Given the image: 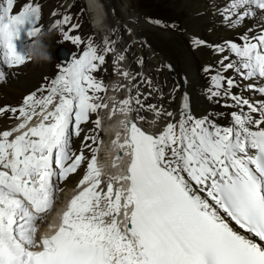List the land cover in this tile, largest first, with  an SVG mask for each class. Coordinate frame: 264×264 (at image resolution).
Returning <instances> with one entry per match:
<instances>
[{
  "label": "snow or ice",
  "instance_id": "obj_1",
  "mask_svg": "<svg viewBox=\"0 0 264 264\" xmlns=\"http://www.w3.org/2000/svg\"><path fill=\"white\" fill-rule=\"evenodd\" d=\"M16 3L0 0V63L9 69L31 61L28 49L44 31L41 5L25 0L14 14ZM258 14L264 20V0H228L221 12L230 28ZM71 19L64 15L50 30ZM80 27L73 23L61 31L62 41L83 45L78 57L58 66L48 85L25 96L19 107H0V116L11 113L8 119L20 121L0 131V264H264V244L249 238L264 242V99L253 102L233 93L237 81L225 75L234 71L264 97V27L259 34L248 28L243 43L214 46L236 58L222 55L209 88V98L224 97L233 102L225 107L237 109L228 125L194 116L187 94L178 114L144 103L139 91L119 101V111L136 115L122 121L123 141L120 133L112 141L121 153L115 159L128 162L124 174L108 177L106 188L93 147L99 137L83 134L82 126L101 127L99 116H91L108 108L99 95L107 88L94 74L115 42L103 38L101 48L91 36L85 41L70 34ZM191 43L205 44L195 38ZM124 59L119 54L113 63ZM119 74L130 77L128 71ZM144 82L152 89L150 80ZM161 117L166 119L158 132L140 126L156 128ZM81 136L74 150L73 140ZM80 170L76 194L59 223L39 235L38 224L55 206L60 185Z\"/></svg>",
  "mask_w": 264,
  "mask_h": 264
},
{
  "label": "bare ground",
  "instance_id": "obj_2",
  "mask_svg": "<svg viewBox=\"0 0 264 264\" xmlns=\"http://www.w3.org/2000/svg\"><path fill=\"white\" fill-rule=\"evenodd\" d=\"M85 2L90 8V11H94V20H92V22L94 21V25L101 26L100 19L106 14L105 11H107L109 16L113 11L114 13L111 16L113 19L118 20L116 25L121 22L118 26L122 25L123 27L121 36H123L124 39L130 36L128 41L133 39V44L129 47H131L130 49L132 51H135V54H138V57L134 60L130 68V77L135 76L136 79L130 80L131 90L129 96H135L136 92L141 88L146 89L148 85L144 81L150 76L152 82L157 80V82L154 83L156 84V89L148 102H146L148 99L146 101L143 100L144 90H142L140 92L142 94L140 97L141 100L146 104L150 103L157 107L162 106L163 109L178 114L177 103L181 91L179 76L182 74L186 79L184 89L189 95L190 111L192 114L197 118L207 116L220 125L226 126L230 123V113L237 109L225 107V105L232 104L233 102L224 97L209 98L211 77H201L202 74L200 75L198 73L195 63L200 62L202 64L201 67L209 66L211 69L209 74L212 76L215 75L216 71L220 68L218 62L222 58V55H229L230 59L235 61V56L228 52L227 49L225 53L221 54L214 51V46H224L225 42L243 43L240 37L245 34L248 28H251L253 33L259 34L260 28L264 27V20L260 18L259 14L255 18L247 19L239 27L230 28L221 16V12L228 0H173V2H171L173 6L185 7L184 11H181L184 17V35H186L190 41L195 38L205 42L204 45L194 48L192 43H190V46L184 43L183 40L185 39L183 36L180 37L175 34H170L145 23L142 18L138 17L132 9L125 5L126 3H123L124 1L122 2V0H85ZM22 3L24 2L18 0V5ZM41 8L44 13L40 22L44 30L42 41L46 46L47 52L50 54L51 50L50 48L48 49V44L52 40L53 32L50 30L48 18L51 11L47 4H44ZM94 25L93 27L98 31V34L103 37L104 33ZM109 29L107 30L104 28V32L109 31ZM114 29L117 30L116 26ZM128 29L130 31H126ZM105 36L106 35H104V37ZM127 47L128 46H126V48ZM194 54L197 55L198 58H196V56L193 57ZM136 61H142V66L140 63L136 66ZM162 61H166L171 66L173 77H169L163 68H159V64H162ZM50 64H55L52 58L49 64L48 61L31 59L30 62H27L19 68L3 70L5 72V79L3 82H0V107H14L20 104L25 96L29 95L37 88L39 85L38 82L43 74L46 73ZM158 70L160 72H158ZM225 75L237 81V87L232 89L233 93L243 95L244 98L253 102L264 99V97L259 96L258 93L249 90L247 88L249 81L241 79L234 71H229L225 73ZM256 83L260 85L261 82L256 81ZM174 89H176V91H173ZM133 91H135L134 94H132ZM148 91L151 93L153 92L152 89H148ZM114 93L116 92L108 85V89L104 95L106 99L104 103L108 104V108L102 111H108L110 113L108 118L113 120L110 123H106L105 127L115 131L118 130L117 127L120 125L121 121L129 119V115H122V118L118 120L117 111H119L120 105L116 100H112ZM116 103L117 107H115L117 111L113 112L112 108ZM165 119L166 118L161 117L158 126L159 130L165 123ZM10 122L11 120L7 119L6 116H0V131L4 129L7 130L8 127H10ZM81 140L82 136L73 142V147L75 149L79 148ZM114 152H116V149H114ZM82 174L83 170H80L79 174H73L67 181L62 183L71 188V190L68 189L65 191L66 196H68L67 193L72 192V188H75ZM61 201L62 200L58 202V208L62 207L64 204V201ZM52 214L53 212L48 216L50 221L54 220ZM45 219H47V217L42 221L41 229L38 233L39 235L46 233L50 234L48 219L46 221Z\"/></svg>",
  "mask_w": 264,
  "mask_h": 264
},
{
  "label": "rangeland",
  "instance_id": "obj_3",
  "mask_svg": "<svg viewBox=\"0 0 264 264\" xmlns=\"http://www.w3.org/2000/svg\"><path fill=\"white\" fill-rule=\"evenodd\" d=\"M19 1H22V0H19ZM29 1H33L34 3H39L40 5L47 4L49 6L50 11H51L49 13L50 24H53L56 20H58L57 18L59 17V15L61 14V11H62L60 8V1L61 0H29ZM83 1L85 2V0H83ZM83 1L82 0H73V5L70 8V10L67 12V15L72 17V19L70 21L71 23L76 22V23H79L81 25V27L77 31L71 33V35H79L82 37V39H83V35H88V33L91 32V30H90L91 26L89 24V19L91 17L90 16L91 14L87 13L85 11ZM23 2H25V1H23ZM122 2L124 4L126 3L125 5L128 6L130 9H132L135 12V14L140 18H141V16L142 17L143 16H148V17L152 16L153 19L158 21V22H165V20H166L169 22L177 23L179 25L178 29H176L175 31L171 30V31H166V32H168L170 34L178 35L180 37L183 36V38L185 39V40H183L184 43L186 45L190 46L191 41L188 40V37H186V35H184L185 34V28H184V24H183L184 17L182 14V12L185 9L184 6L183 7L173 6L171 3V2H173V0H122ZM85 4H86V2H85ZM109 6H110V4H109ZM87 8L90 11V8L88 6H87ZM106 10H107V8H106ZM53 11H55L57 13V15L55 17H53L51 15V13ZM91 12H92V20H94V14H93L94 11H91ZM113 13L114 12L112 11L111 15H113ZM111 15L110 16L108 15L109 18H107L106 21H105L106 14L103 16L102 19H100L101 26L94 25V21H93V25L96 26L97 28H99L102 31V33H104V35L108 34V33H106L107 31L104 32V28H106L108 30L109 28H111V26H109V25H112L113 27L116 26L117 30H121V35H122V33H123L122 25L121 26L116 25L118 20L113 19V17ZM155 17H157V18H155ZM50 24H49V27H50ZM64 29L65 28L62 26L58 27L57 29H51V32H53L52 33L53 37H52L51 42H49V44H48L49 45L48 49L50 48V50H51L50 56L52 58V61L55 64H59L53 59V57H54L53 51L55 50V48L58 44L64 45L68 49L70 54H77L82 48V45L80 47H77V46L71 44L70 42L62 41L61 31H64ZM163 31H165V30H163ZM104 35H103V37H104ZM98 36H100V35L98 34ZM128 39H130V36H128L124 40L128 41ZM131 40L133 41V39H131ZM129 48H131V47H129ZM130 51H132V50L130 49ZM126 56L128 57V55H126ZM195 56H196V58H198V56L194 54L193 57H195ZM133 60H134V58H133ZM49 61H48V64H49ZM193 61H194V59H193ZM55 64H50L48 66L46 73L41 77L40 81L38 82L39 86H41L43 84L46 85L51 80L55 66H57ZM195 65H196V69L198 70V67L201 66L202 64L200 62H197V63H195ZM123 66H124V71H128L130 73L129 69L131 68V66H130V68H128V66L124 65L123 61L121 64L119 63V66H117L118 70H120V72L123 71L122 70ZM158 72H160V71L158 70ZM118 75H119V73H118ZM156 82H157V80L154 83H156ZM109 86L111 87V85H109ZM135 89H137V88H135ZM146 93L147 92L143 91V94H146ZM153 93H154V91L151 93V95ZM116 97L119 98L118 96H116ZM148 104H150V103H148ZM112 105H114V104H112ZM114 106L117 107V103ZM102 110L103 109H101V111ZM109 119H111V118H109ZM69 193L71 195V192H69ZM69 193H67V194H69ZM65 197L68 198L69 196L65 195ZM41 225H42V222L38 226L39 230L41 229Z\"/></svg>",
  "mask_w": 264,
  "mask_h": 264
},
{
  "label": "clouds",
  "instance_id": "obj_4",
  "mask_svg": "<svg viewBox=\"0 0 264 264\" xmlns=\"http://www.w3.org/2000/svg\"><path fill=\"white\" fill-rule=\"evenodd\" d=\"M42 36L43 34L36 38L33 46L28 49V55L31 57V59H36L38 61H49L51 56L47 52L46 46L43 44Z\"/></svg>",
  "mask_w": 264,
  "mask_h": 264
},
{
  "label": "water",
  "instance_id": "obj_5",
  "mask_svg": "<svg viewBox=\"0 0 264 264\" xmlns=\"http://www.w3.org/2000/svg\"><path fill=\"white\" fill-rule=\"evenodd\" d=\"M170 73H172L171 70H169ZM181 80H182V83L185 84V78L183 76H181Z\"/></svg>",
  "mask_w": 264,
  "mask_h": 264
}]
</instances>
